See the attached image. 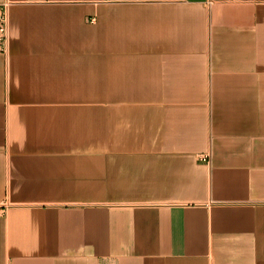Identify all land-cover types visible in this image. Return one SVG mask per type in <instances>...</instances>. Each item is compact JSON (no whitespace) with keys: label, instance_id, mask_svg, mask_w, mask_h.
Masks as SVG:
<instances>
[{"label":"crops","instance_id":"1","mask_svg":"<svg viewBox=\"0 0 264 264\" xmlns=\"http://www.w3.org/2000/svg\"><path fill=\"white\" fill-rule=\"evenodd\" d=\"M5 3L0 264H264V0Z\"/></svg>","mask_w":264,"mask_h":264},{"label":"built area","instance_id":"2","mask_svg":"<svg viewBox=\"0 0 264 264\" xmlns=\"http://www.w3.org/2000/svg\"><path fill=\"white\" fill-rule=\"evenodd\" d=\"M9 15L8 4L0 5V54H6L9 48ZM210 154L200 155V159L209 162Z\"/></svg>","mask_w":264,"mask_h":264}]
</instances>
